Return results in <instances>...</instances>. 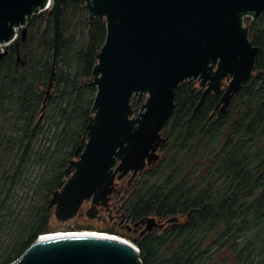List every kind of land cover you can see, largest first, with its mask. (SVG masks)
I'll use <instances>...</instances> for the list:
<instances>
[{"label": "trees", "instance_id": "1", "mask_svg": "<svg viewBox=\"0 0 264 264\" xmlns=\"http://www.w3.org/2000/svg\"><path fill=\"white\" fill-rule=\"evenodd\" d=\"M259 51L252 77L219 114L221 95L181 82L165 122L161 156L122 200L133 223L168 219L133 242L139 264H264V13L246 16ZM55 80L54 19L36 13L0 57V264H12L53 232L50 201L79 159L98 88L94 68L108 27L85 0L61 12ZM135 94L133 109L147 98ZM56 214V212H55ZM57 215V214H56Z\"/></svg>", "mask_w": 264, "mask_h": 264}, {"label": "water", "instance_id": "2", "mask_svg": "<svg viewBox=\"0 0 264 264\" xmlns=\"http://www.w3.org/2000/svg\"><path fill=\"white\" fill-rule=\"evenodd\" d=\"M67 1L0 0L2 44L14 42L19 33L24 37L34 14H53L54 58L45 103L55 80L61 12ZM85 1L91 17L106 20L108 33L93 71L98 91L86 129L88 142L79 159L70 162L66 173L71 175L49 204L61 219L76 215L85 199L113 182L118 156L122 159L115 173L122 175L137 172L146 159L151 163L159 158L157 149L166 142L162 130L175 109V90L184 80H200L198 85L204 87L198 106L214 92L221 95L219 114L228 110L252 77L259 51L244 18L264 13V0ZM135 94L148 98L133 117ZM93 210L87 211L91 219ZM144 223L142 233L162 225L148 217L134 226ZM139 255L133 245L111 237L42 235L12 264H139Z\"/></svg>", "mask_w": 264, "mask_h": 264}, {"label": "flooded vegetation", "instance_id": "3", "mask_svg": "<svg viewBox=\"0 0 264 264\" xmlns=\"http://www.w3.org/2000/svg\"><path fill=\"white\" fill-rule=\"evenodd\" d=\"M224 80H227V79H224ZM224 80H223V82H224ZM139 96H141V95H139ZM133 111H134V109H133ZM160 148L161 147H159L157 149L158 153H159ZM121 159H122V156L117 157V165H115V167H113V169H112L111 173H112V176H114L113 182L109 186H106L105 184H103V186L98 189V191L95 195L85 199L83 201V203L81 204V207H80V209L76 215H78L80 217H85V216L89 217L87 215V211L91 207H94L93 212L95 214V218H93V219H97L99 221H104L107 218V216L105 215L104 212H108L109 217H120L121 221L119 224L121 227H125L129 231L140 227L141 228L140 233L144 234V233H142V230L146 226L145 223L139 227H135L134 223L128 217H126L123 212L121 213V211H122V200L129 195V193L132 191V189L134 190L133 185H134V182H135L137 176L139 175V173L141 171H143L146 167L153 164L154 161H152L150 163L148 161V159H146L144 166L140 170H138L137 172H135L134 170H130V171H128L122 175V171H118L117 173H115L116 167L120 163ZM73 172L74 171H72L71 173H73ZM67 176L69 177V175H67ZM118 203H119V205H118ZM113 208L116 209L115 214H113V212H112ZM124 223H126V224H124ZM161 224H163V223H161Z\"/></svg>", "mask_w": 264, "mask_h": 264}, {"label": "rangeland", "instance_id": "4", "mask_svg": "<svg viewBox=\"0 0 264 264\" xmlns=\"http://www.w3.org/2000/svg\"><path fill=\"white\" fill-rule=\"evenodd\" d=\"M246 24L247 23L245 22L244 26ZM198 82L200 83V80H198ZM227 84H228V81L224 80L223 86H222L223 89L226 88L225 86ZM202 88L204 89V87H202ZM145 96H146V98H148V94H146ZM140 111H141V108L140 109L135 108L133 117L134 116H138ZM160 149H159V153H160ZM159 155L161 156V153ZM160 156H159V158H160ZM157 160H155V161H157ZM118 205H119V203H118ZM53 209H54L53 210L54 214H53V217H52V220H51V229L53 230V232H51V233H56V232H59V231H73V230H75V231L76 230L77 231H80V230L108 231V232H111V233L119 234L120 236H123V237L127 238L128 240H130L131 242H133V238L138 236L139 233L141 232V228L140 227L139 228H135V229H133L131 231H129L125 227H121L120 224H119L120 221H121L120 217H109V213L108 212H104L105 215L107 216V218L104 221H99L97 219H91L90 217H87V216L80 217L78 215H74V216H72V217H70L68 219H61L55 214V208H53ZM112 212H113V214H115L116 213V209L113 208ZM121 213H122V211H121ZM156 222L163 223L165 225L168 222V219H156ZM124 224H126V223H124Z\"/></svg>", "mask_w": 264, "mask_h": 264}, {"label": "built area", "instance_id": "5", "mask_svg": "<svg viewBox=\"0 0 264 264\" xmlns=\"http://www.w3.org/2000/svg\"><path fill=\"white\" fill-rule=\"evenodd\" d=\"M12 43H5V44L0 43V52H4L5 48ZM83 232H85V233H83ZM69 233H79L77 235H97V236L100 235V236H104V237H111V238H115V239H119V240H122L124 242H127V243L133 245L135 248H137V250H139V247L135 243L128 240L127 238L120 236L119 234L111 233L108 231H98V230L59 231V234H69ZM139 252H140V250H139Z\"/></svg>", "mask_w": 264, "mask_h": 264}, {"label": "bare ground", "instance_id": "6", "mask_svg": "<svg viewBox=\"0 0 264 264\" xmlns=\"http://www.w3.org/2000/svg\"><path fill=\"white\" fill-rule=\"evenodd\" d=\"M83 233H85V232H83ZM77 234H79V233L59 234V232H56V233H50V234L43 235V237H44V239H47V238L54 237V236L77 235ZM95 236H97V235H95Z\"/></svg>", "mask_w": 264, "mask_h": 264}]
</instances>
